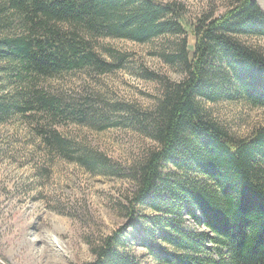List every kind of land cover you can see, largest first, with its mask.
<instances>
[{"label": "trees", "instance_id": "16d2710c", "mask_svg": "<svg viewBox=\"0 0 264 264\" xmlns=\"http://www.w3.org/2000/svg\"><path fill=\"white\" fill-rule=\"evenodd\" d=\"M192 34L189 48L175 2L0 0V122L39 115L46 121L34 130L49 152L135 185L123 206L127 224L91 245L94 259L82 264H140L134 245L153 264H264V126L235 138L202 105L264 108V53L246 41L264 39V11L256 0H230L221 15L197 19ZM165 35L177 39L160 56L182 77L142 71L160 85L149 109L69 101L40 86L72 72L121 68L124 55L105 49L110 60L102 57L98 38L144 44ZM67 119L98 130L128 127L154 144L115 171L101 153L74 151L54 127ZM186 216L204 229L187 226Z\"/></svg>", "mask_w": 264, "mask_h": 264}, {"label": "rangeland", "instance_id": "374dc122", "mask_svg": "<svg viewBox=\"0 0 264 264\" xmlns=\"http://www.w3.org/2000/svg\"><path fill=\"white\" fill-rule=\"evenodd\" d=\"M175 2L182 11V23L189 48L197 19L219 16L230 0H158ZM264 11V0H256ZM177 37L165 35L148 43L124 39L98 38L97 52L109 59L105 49L124 55L123 66L110 73L77 71L40 81L51 93L70 100L152 107L160 85L141 75L146 70L170 81L182 74L160 56L172 52ZM247 43L264 53V39L247 38ZM208 117L235 138L248 137L264 126V108L242 101L202 102ZM99 108V107H98ZM113 114L120 112L114 109ZM46 120L15 115L0 122V264H82L92 261L91 245L126 225L123 206L134 183L122 175L92 174L75 162L49 152L34 130ZM55 129L69 140L75 152L96 151L106 156L115 171L139 160L154 142L128 127L98 130L78 125L70 119L57 121ZM76 154V153H72ZM148 213L147 211L144 214ZM184 223L196 229L191 218ZM129 230L128 232H130ZM140 264H153L144 248Z\"/></svg>", "mask_w": 264, "mask_h": 264}]
</instances>
